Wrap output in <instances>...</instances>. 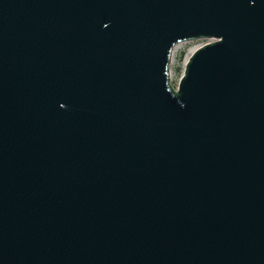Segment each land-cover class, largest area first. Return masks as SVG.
Listing matches in <instances>:
<instances>
[{
    "label": "water",
    "instance_id": "obj_1",
    "mask_svg": "<svg viewBox=\"0 0 264 264\" xmlns=\"http://www.w3.org/2000/svg\"><path fill=\"white\" fill-rule=\"evenodd\" d=\"M0 264H264V0H0Z\"/></svg>",
    "mask_w": 264,
    "mask_h": 264
},
{
    "label": "rangeland",
    "instance_id": "obj_2",
    "mask_svg": "<svg viewBox=\"0 0 264 264\" xmlns=\"http://www.w3.org/2000/svg\"><path fill=\"white\" fill-rule=\"evenodd\" d=\"M207 38H195L187 41H183L176 45L172 60L170 63V75L172 85L176 88L179 84V80L184 73L186 62L191 53L200 45L207 42Z\"/></svg>",
    "mask_w": 264,
    "mask_h": 264
}]
</instances>
